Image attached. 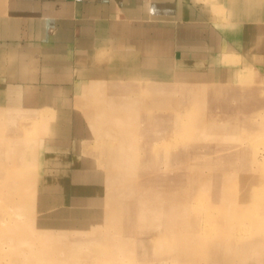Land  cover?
<instances>
[{
	"label": "crops",
	"instance_id": "obj_1",
	"mask_svg": "<svg viewBox=\"0 0 264 264\" xmlns=\"http://www.w3.org/2000/svg\"><path fill=\"white\" fill-rule=\"evenodd\" d=\"M245 89L264 100V0H0V150L32 175L41 231L107 222L99 159L139 156L141 111Z\"/></svg>",
	"mask_w": 264,
	"mask_h": 264
},
{
	"label": "rangeland",
	"instance_id": "obj_2",
	"mask_svg": "<svg viewBox=\"0 0 264 264\" xmlns=\"http://www.w3.org/2000/svg\"><path fill=\"white\" fill-rule=\"evenodd\" d=\"M252 92L141 111L139 156L99 159L108 220L86 233L37 229L32 175L0 150V264H264V100ZM186 106L183 133L173 115Z\"/></svg>",
	"mask_w": 264,
	"mask_h": 264
}]
</instances>
